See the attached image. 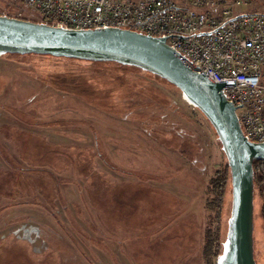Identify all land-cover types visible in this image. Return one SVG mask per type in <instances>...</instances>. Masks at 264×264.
<instances>
[{"label": "rangeland", "instance_id": "374dc122", "mask_svg": "<svg viewBox=\"0 0 264 264\" xmlns=\"http://www.w3.org/2000/svg\"><path fill=\"white\" fill-rule=\"evenodd\" d=\"M202 1L264 13V0ZM10 3L0 14L12 15ZM225 162L206 118L155 74L0 55V264H215L203 257L205 202ZM252 205L253 258L264 264V192ZM229 208L228 182L218 239Z\"/></svg>", "mask_w": 264, "mask_h": 264}, {"label": "built area", "instance_id": "2783aa9c", "mask_svg": "<svg viewBox=\"0 0 264 264\" xmlns=\"http://www.w3.org/2000/svg\"><path fill=\"white\" fill-rule=\"evenodd\" d=\"M11 17L22 8L40 22L72 29L117 27L152 37L177 51L186 66L214 82L235 107L242 134L264 142V14L209 10L190 0H10ZM239 4L238 1L235 2ZM6 15V14H4Z\"/></svg>", "mask_w": 264, "mask_h": 264}, {"label": "water", "instance_id": "95a60500", "mask_svg": "<svg viewBox=\"0 0 264 264\" xmlns=\"http://www.w3.org/2000/svg\"><path fill=\"white\" fill-rule=\"evenodd\" d=\"M7 53L112 61L148 71L175 86L212 127L229 172L230 208L215 264H255L252 161L264 160V142L249 141L242 134L221 83L182 63L163 37L117 27L72 29L0 14V55Z\"/></svg>", "mask_w": 264, "mask_h": 264}, {"label": "trees", "instance_id": "16d2710c", "mask_svg": "<svg viewBox=\"0 0 264 264\" xmlns=\"http://www.w3.org/2000/svg\"><path fill=\"white\" fill-rule=\"evenodd\" d=\"M11 16V15H8ZM22 19L31 20L35 22H40L35 19H28L25 15L21 16ZM97 62V61H95ZM107 64H114L115 66H125L129 68H136L135 66L122 65L112 61H104ZM264 75V70L262 72V77ZM263 81V80H262ZM229 182V172L227 164L223 165V168L219 167L213 171L212 176L209 178L208 191L210 193V198L205 202L206 208L212 212L211 214V223L213 226H207L205 231V242L203 248V257L206 260H209L210 257L215 258L216 255L221 251V242L224 238L223 233L222 237L218 239L219 233V216L220 209L222 206V201L224 197L225 186ZM252 184L253 190L259 191L263 194L264 192V160H253L252 161ZM262 217L264 218V210L262 208Z\"/></svg>", "mask_w": 264, "mask_h": 264}]
</instances>
